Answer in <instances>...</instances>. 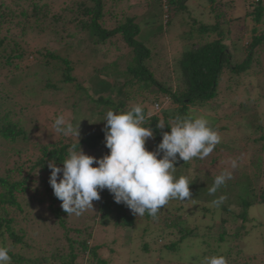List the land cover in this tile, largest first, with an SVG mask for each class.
<instances>
[{
  "label": "trees",
  "instance_id": "1",
  "mask_svg": "<svg viewBox=\"0 0 264 264\" xmlns=\"http://www.w3.org/2000/svg\"><path fill=\"white\" fill-rule=\"evenodd\" d=\"M109 1L76 2L74 0L71 6L65 1L58 10H55L53 0H0V245L9 248L11 264H107V261L99 256L101 246L90 245L91 233L87 232V228L76 230L67 227L65 217L69 215L55 206L58 199L48 183L51 172L48 162L54 161L57 167H62L67 150L73 144H77L84 153L95 152L101 148H105L108 153L109 150L104 143L105 122L102 121L108 110L120 111L130 108L132 104L142 105L146 115H150L149 126L153 130L151 144L149 146L147 144L146 149L155 151L162 139V133L170 131L168 126L177 116H200L197 111H210L217 114L218 121L219 118L231 121L228 115L220 114L226 109L220 96L228 95L230 92L235 94L236 92L231 90L236 91L241 86L242 100L232 104L242 108L247 118L245 125L253 129L256 135L258 134V138L252 140L256 152L260 153L264 149V145H261L264 143L262 134L264 125L261 124L264 118L261 119L257 113V101L252 98L253 87L247 90L246 85L241 82L244 75L262 74L259 70L260 64L255 60L257 64L253 66L252 61L257 55L255 50L262 49L264 52V30L256 34L258 30L253 28L246 47L243 44L241 46L240 51H244L246 56L241 63L232 65L231 51L225 42L231 33V28L236 24H233L235 19L230 17L234 8L231 7L228 11L225 7L229 4L225 0H203L208 6L210 22L201 18H190L186 6L188 0H166V2L151 0L155 8L161 10L162 19L159 22H156L155 16L151 21L147 19L144 22L143 27L146 28L144 30L136 16L123 14V19L116 22L113 18H117L118 13L114 9L119 7L122 0ZM228 2L234 4V0ZM248 6L253 7V11L246 12L245 17H251L255 24H260L264 18V0H250ZM63 13L70 14L71 19H67ZM177 21L179 28L185 30L178 36H173L176 42L183 44V51L174 62H169L167 55L172 51L169 50L171 47L169 38L167 37L166 43L161 46L157 44V40L160 36L163 38L164 35L170 34ZM47 23L55 26V31L59 26L61 29L52 33H62L70 43V39L73 40L75 36L85 35L82 43L85 40L92 49L91 52L96 54L100 51L105 55L109 54L116 45L112 44V40H119L125 52L112 60L110 68L128 78L122 82L121 89L115 88L112 84L107 87V84L102 83L99 84L102 87V94H91L86 76L96 74L98 69L91 68L86 71L88 66L86 63L83 64L86 75L78 82V77L74 76L75 64L70 59V52H74L71 51L74 47L72 48L70 43H65L66 39L52 50L42 47L27 51L24 45L29 31L42 32ZM68 25H73L74 32L67 29ZM151 28H154L153 33H149ZM147 31L148 33L145 34ZM240 40L242 38L236 43ZM229 43L235 47V44L230 41ZM77 45L79 49V44ZM184 46L187 48L185 49ZM29 59L31 63L25 64ZM96 75L101 78L100 74ZM25 76L35 82L34 88L41 86V93L44 95L50 92L52 97L65 93L70 85L73 86L71 96L73 101L68 106L73 115L70 122L77 123L81 114V105L86 104L85 110L90 111L89 116L94 126L79 125L78 142L75 136L61 134L47 143L33 141L34 132L39 134L42 131L36 130L37 125L34 124V120L27 126L23 125L22 117L27 111V106H19L5 91L9 85L12 88L16 87L14 81L21 82L25 79L23 82L25 83L27 81ZM259 83L260 81L257 85ZM25 87L28 86H22ZM19 89L25 97H33V100L36 98L37 94L34 91ZM113 90L116 98L109 95V91ZM152 90H155V93ZM120 97L123 99L120 100ZM156 104L161 106V109L150 114V108ZM14 108H18L20 117H16ZM160 120L165 123L163 129L156 127V123ZM213 123L211 126L218 132L226 130V127L218 129L215 122ZM49 131L55 134L52 129ZM41 137L46 139L47 136L42 132ZM227 147L229 146L220 141L209 156L192 160L202 165L206 162L215 163L223 152H230ZM244 152L243 149L236 152L238 163H242L240 159ZM261 160L259 157L254 163L256 170L253 175L254 180L264 175H261ZM8 162L11 164L9 165ZM174 166L188 170L191 163L178 158ZM239 170L240 166L235 168L233 174L231 173V179L213 195H209L208 188L212 186L216 175H207L206 182L203 183L191 180L192 184L189 186L191 199L186 198L185 201L174 199L179 205L175 212L166 215L162 214L160 209L155 217L147 212L143 216H135L126 205L117 204L107 189L100 192L99 200L92 202L93 210L96 212L95 215L100 214L99 224L102 227L110 223L122 230L142 227V238L158 234L159 240L163 239L167 242L168 239V244L161 245L162 251L178 252L179 246L185 241L192 244L191 241L211 236H215L216 242L220 244L225 243L227 239H232L237 244L245 234L244 225L248 221V209L254 205L264 206V191L258 193L252 185L251 178ZM221 198L222 202L218 206L212 204L213 200ZM46 203L52 221L45 225L46 228L43 225L40 228L45 229V233L52 224H55L62 230V235L55 239L56 245L51 241L48 248H43L26 242L30 234L21 226L20 218L28 220L34 209H40ZM190 203L195 204L198 211L205 214L213 207L214 211L218 212V222L213 220L212 227L207 226L208 233L202 234L196 227L189 230L186 228L187 222L181 220L182 216L178 215V212L184 209V205ZM231 205H237L242 210L240 215L234 216L236 223L239 222L233 233L227 230L225 226L227 220L220 215V213H228ZM215 212L211 214L217 216ZM36 219L39 222L40 217L35 214L34 221ZM154 222L159 224L158 227L149 230V224ZM34 229L30 231L33 232ZM171 229L178 230L175 241L169 240L173 237ZM142 249L148 251V244L144 243ZM230 256L231 252L225 256L227 264H257L253 257L243 258L240 263L232 257L230 259Z\"/></svg>",
  "mask_w": 264,
  "mask_h": 264
},
{
  "label": "rangeland",
  "instance_id": "2",
  "mask_svg": "<svg viewBox=\"0 0 264 264\" xmlns=\"http://www.w3.org/2000/svg\"><path fill=\"white\" fill-rule=\"evenodd\" d=\"M65 1L66 3H68V5L71 6L74 0H53L54 9L58 10V8L62 6V2ZM75 1L79 2L80 0ZM105 1L110 2L109 0ZM228 1L231 0H225V2L230 6L226 5L225 8L228 11L229 9H231V7L234 8L230 17L235 19V22L233 24H236V26H233V28H231V33L229 36H227V42H225V44L228 45L229 50L231 51L230 62L232 65H234L241 63L246 56V53L244 51L241 52L240 50L242 44L246 47L247 42H249L250 36H252L251 31L253 30V28H256L258 30L256 34H260L261 32H263L264 18L262 19V22L260 24H255L252 21L251 17H245L246 12L253 11V7L248 6L250 0H234V4H231ZM186 6L188 14H190V18L195 17L201 18L202 20H205L207 22L211 21L208 6L203 2V0H188ZM114 10L118 13V17L113 18L116 20V22L120 19H123V14H126L127 16L129 15L131 17L136 16L141 23V27L144 26V22H146L147 19H149V21L153 20L154 16L156 22H159L162 19L160 16L161 10L155 8L154 4L151 3V0H122L119 4V7ZM63 15H66L67 19H71L70 14L63 13ZM184 16H186V14H184ZM185 18L190 20L188 17ZM154 28H151L149 33H153ZM172 28L173 29L170 31L171 33L167 34L168 36L164 35L163 38L160 36L161 38L159 37V39L157 40V44L161 46V44L166 43L167 37L169 38L171 45L169 50H172L167 55V61L169 62H174L183 51V44L176 42L173 35L178 36L185 30L182 27L179 28L178 21L177 23H174ZM59 29L61 28L57 26V30ZM67 29H69L71 32H74L75 30L73 25H68ZM144 29L146 28L143 27L142 30ZM187 30L188 29H186V31ZM56 31L55 26L49 23L46 24V27L42 32L39 30L29 31L27 38L25 39V49L27 51H33L35 49L43 47L52 50L53 48L61 45L64 39H66L65 43H70L68 38L66 36H63L62 33H52ZM146 33H148V31L145 32V34ZM170 36H172L173 38ZM84 37L85 35H81L80 37L75 36L73 40L70 39V44L72 48L74 47L73 50H71L74 52H70V59H72L73 63L75 64L74 67L76 68V70L74 76L78 77L77 81L80 82L82 77L85 78L84 76L86 74L82 66L86 63L88 66L86 71L91 70V68H96L98 70L95 73L101 75V78H99L96 74H89L86 76V82L91 87V94H102V87L99 85H102V83L107 84V87L112 84L115 88L121 89L122 82L128 78L126 76H121L118 71L114 72V70L110 68L112 60L117 59V56H120L125 52V49L123 48L121 42L117 39L112 40V44H116L115 48L111 49L112 52L105 55L103 51H100L97 53L99 55H97L95 52L96 50L94 51L95 53L91 52L92 49H90V46L87 45L85 40L84 43H82ZM240 38H242V40L236 43V41H238V39ZM201 41L203 40H200V42ZM229 41L235 44V47L231 45ZM77 44H79V49L77 48ZM189 47L194 48V46ZM186 48L187 47H185V49ZM255 52L257 55L253 57L252 63L253 66L257 64L255 63L256 60L260 64L261 67L259 68V70L262 71V74L260 76L244 75L241 78V82L246 85L245 88L247 90H249V87H253L252 90L254 91L252 94V98L253 100L257 101V113L261 116L262 119L264 118V52L262 49H257L255 50ZM26 63L30 64V59L28 61H25V64ZM22 69H24L23 65ZM25 77L27 78V81L25 82L27 83V85L23 83L25 79L21 82L14 81L13 84L18 88H12V86L9 85L5 88V91L9 96L13 98L14 101L18 103L19 106H27V111L22 117L23 125L27 126L29 122L33 123L32 120H34V124L37 125L36 130L38 132L42 131L47 136L46 139H43L41 137L42 132L39 134L34 132V137H32L33 141H37L39 143H47L48 141L57 138L60 135L59 133H56L53 128V123L57 116L63 115L68 121H70L71 117L73 118V115H71V112L68 109L69 104L73 101V98H71L73 86L70 85L65 93H60L52 97V94H50V92H47L46 94L44 93L43 95L40 90L41 86H37L34 88L35 82L32 79L28 78V76ZM258 81H260V83L257 85ZM22 86L28 87L22 88ZM19 88L26 89L28 92L34 91L37 94L36 98L33 100V97H25ZM241 89L242 88L240 86V88L236 89V91L231 90L232 92H236L235 94H231L230 92L228 95L224 96L223 94H221L220 96L223 105L226 107V109L220 114L228 115L231 121H227L226 119L221 118H219L218 121L217 114H214L210 111H197L200 116H204L210 121V125L214 124L213 122H215L217 128L220 130L223 127H226V130H221L218 133L221 137L220 141H222L223 144L229 146L226 149L230 152H223L221 157H219V160L215 163L206 162L202 165L193 162V160H190L189 162L191 163V166L188 168V170L178 168L176 169L175 176L177 179L180 176H186L190 181L194 179V181L203 183L206 182L207 175L217 176L224 171H228L233 174L235 168H239L240 166L239 171L245 172L247 176L251 178L250 180L252 182V185L255 187V189H257V192L259 193L262 190L264 191V175L262 177H259V179L257 180H254L253 176L254 173H256L254 163H256L259 157L262 159L260 164L262 170L261 175L264 174V149L262 150V152L260 151V153L256 152V147L253 146L252 140L258 138V134L256 135L253 129H250L248 125H245L247 122V118L244 116L245 112L242 111V108H238L232 104L233 102L234 104L237 102L239 103L242 100L243 93L241 92ZM152 91L155 93V90ZM109 95L116 98L115 90L109 91ZM68 98H70L69 101H66ZM119 99L122 100L123 97H120ZM82 105L81 114L78 117V121L80 120L79 125L94 126V123L91 122L92 119L89 116L90 111L85 110L87 108V105ZM159 109H161V106H159ZM13 111L15 112L16 117H20L18 108H14ZM149 112L150 114L156 113V107L153 106L152 108H150ZM211 117H213L214 120L210 119ZM261 124L264 125V122H261ZM49 129H52L55 134L51 133ZM88 129H92V127H88ZM262 134L264 135V131ZM147 144L148 146L151 144L150 138L146 140L145 147H147ZM261 145L263 146L264 143H262ZM239 149L245 150L240 159L242 163H238L239 159L238 157H235V154L237 151H239ZM85 154L100 158L103 155L107 154V150H105V148H101L95 152ZM259 154L260 156H258ZM233 161L235 162V167H232ZM8 164L10 165L11 163L8 162ZM178 205L179 204H177V200H170L163 208H161L162 214L166 215L168 213L175 212V209ZM47 206L48 203H46L40 209H34L31 218L29 217L28 220H26L27 218H20L21 226L25 230H27V232L29 231V237H31H28V239L30 240H26L28 244L48 248L51 241L54 244L56 242L55 239L61 237L62 230L60 228H57L55 224H52V227H50L48 232L45 233V229L43 230L40 228L42 227V225L44 228H46L45 225L48 224V222L52 221V215L47 209ZM55 206L60 210H63L61 208L60 200L57 201ZM30 212L32 213V210H30ZM212 212H215L214 207L211 208V211H209V213L205 214L203 212H199L195 204L190 203L184 205V209L182 211H179L178 215L182 216L181 220H185L187 222V227L185 226L186 228L192 230L196 227V229L200 230L202 234H206L209 232L207 226L210 225L209 227L211 228L212 223H214L215 220H217L218 222L219 219L218 212H215L217 216L212 215ZM241 212L242 210L239 206L231 205L228 213H220V215L227 220V225L225 226L230 233H233L234 228L237 227V224L239 222L238 221L236 223L237 220L236 218H234V216L240 215ZM247 213L248 221L244 225L245 234L237 244H235L232 239H227L225 243L220 244L216 242L215 236H211L207 238H199L194 242L191 241L192 244L185 241L179 246L178 252H170L166 250L162 251L161 245L168 244V239H166L167 242H165V240L163 241V239L159 240V237H157L158 234L152 237L142 238V227L122 230L119 227H115L113 223H110L105 227L100 226V214L95 215L96 212L93 209H88L79 216H76L74 214L69 215L65 217V219L67 227L69 229L82 230L83 228H87V232L91 233V239L89 240L90 245L96 244L101 246V249L99 250V256L101 259L106 260L107 264H202V260L205 256H212L217 254H223L224 256H226L229 252H231L230 259L232 257L236 259L237 262L240 261L241 263L243 261V258L246 259L248 257H253L255 260L254 262H257V264H262V262H264V206L254 205L248 209ZM35 214L40 217V223L37 221V219L34 221ZM151 224L155 225L153 226ZM151 224H149L148 226L149 230H152L153 227L156 228L159 225L155 222ZM33 228H35L34 231H30L33 230ZM149 230L148 232H150ZM177 231V229H171L170 232L173 234V237L169 238V240H176L175 237L177 236ZM144 243L148 244V251H144L142 249ZM111 250H113V253H111Z\"/></svg>",
  "mask_w": 264,
  "mask_h": 264
},
{
  "label": "clouds",
  "instance_id": "3",
  "mask_svg": "<svg viewBox=\"0 0 264 264\" xmlns=\"http://www.w3.org/2000/svg\"><path fill=\"white\" fill-rule=\"evenodd\" d=\"M154 107L159 111L158 104ZM149 120L150 115H146L140 104H132L126 110H108L102 120L107 154L96 158L73 144L62 167H57L54 161L48 162L51 169L48 183L65 213L79 216L93 209L92 202L99 200L100 192L105 189L117 204L123 203L135 216L147 212L155 217L170 200L191 199L192 182L186 176L177 179L174 165L178 158L187 162L209 156L220 143L218 131L204 116H177L168 126L170 131L162 133L157 149L149 151L145 147L146 140L153 138ZM79 121L73 124L60 115L55 118L53 128L61 135L75 136L78 142ZM156 127L165 128L164 121H158ZM235 166L233 161L232 167ZM229 179L228 171L217 175L208 188L209 195L215 194ZM221 202L222 198L213 200L212 204L218 206ZM0 264H11L9 248L5 245H0ZM202 264H227V259L223 254L205 256Z\"/></svg>",
  "mask_w": 264,
  "mask_h": 264
},
{
  "label": "built area",
  "instance_id": "4",
  "mask_svg": "<svg viewBox=\"0 0 264 264\" xmlns=\"http://www.w3.org/2000/svg\"><path fill=\"white\" fill-rule=\"evenodd\" d=\"M165 2V0H163Z\"/></svg>",
  "mask_w": 264,
  "mask_h": 264
}]
</instances>
